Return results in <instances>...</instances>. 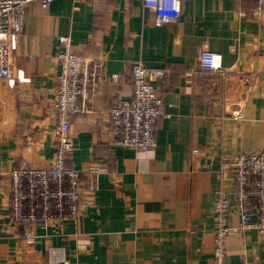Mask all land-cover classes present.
Segmentation results:
<instances>
[{
  "label": "crops",
  "instance_id": "obj_1",
  "mask_svg": "<svg viewBox=\"0 0 264 264\" xmlns=\"http://www.w3.org/2000/svg\"><path fill=\"white\" fill-rule=\"evenodd\" d=\"M254 5L181 0L176 21L159 23L142 0L28 4L13 78H0V264H49L51 245L68 264H264L256 228L229 235L220 263L213 253L220 157L264 147V15L252 18ZM59 34L78 53L104 57L105 81L90 113L71 118L67 163L108 158L112 173L101 177L78 235L68 225L42 224L28 244L10 217L9 171L24 157L30 166L53 157ZM200 49L221 53L222 68L200 69ZM132 59L166 69L154 81L166 116L156 146L144 152L107 141V108L132 93Z\"/></svg>",
  "mask_w": 264,
  "mask_h": 264
},
{
  "label": "built area",
  "instance_id": "obj_2",
  "mask_svg": "<svg viewBox=\"0 0 264 264\" xmlns=\"http://www.w3.org/2000/svg\"><path fill=\"white\" fill-rule=\"evenodd\" d=\"M54 0H0V78L12 79V61L18 37L27 14L26 7L38 2L47 8ZM98 1V0H94ZM151 7L159 23L176 21L181 0H142ZM252 18L264 15V0H254ZM60 71L57 75L54 99L55 125L54 154L45 166H30L24 157L9 171L11 219L16 222L28 244L36 241V228L40 225H68L71 234L78 235L88 208L95 205L100 179L110 175L109 159L91 161L85 167L68 164L73 147L71 118L74 114H89L92 98L104 84V57L88 56L73 48L72 39L57 35ZM97 41H93V45ZM198 67L204 70L222 68L221 53L200 49ZM132 79L130 97L120 99L107 108L110 118L107 141L113 146H126L144 152L156 146V129L166 116L164 101L154 81L164 77L166 69L147 66L140 59L128 65ZM111 81L119 80L112 73ZM232 174L228 186L227 175ZM219 182L213 200V253L220 263L226 253L229 235L249 228L264 234V147L239 153L235 157L221 155ZM233 214L239 218L231 221ZM58 248H48L49 264H68L64 257L57 259Z\"/></svg>",
  "mask_w": 264,
  "mask_h": 264
}]
</instances>
